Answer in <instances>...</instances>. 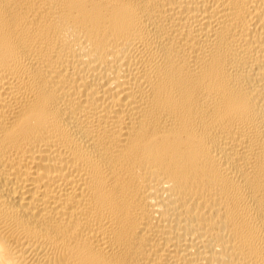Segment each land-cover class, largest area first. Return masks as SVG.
<instances>
[{
  "label": "bare ground",
  "instance_id": "obj_1",
  "mask_svg": "<svg viewBox=\"0 0 264 264\" xmlns=\"http://www.w3.org/2000/svg\"><path fill=\"white\" fill-rule=\"evenodd\" d=\"M0 264H264V0H0Z\"/></svg>",
  "mask_w": 264,
  "mask_h": 264
}]
</instances>
